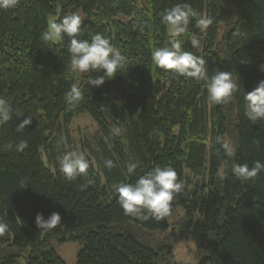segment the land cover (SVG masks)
Segmentation results:
<instances>
[{
	"label": "trees",
	"instance_id": "1",
	"mask_svg": "<svg viewBox=\"0 0 264 264\" xmlns=\"http://www.w3.org/2000/svg\"><path fill=\"white\" fill-rule=\"evenodd\" d=\"M178 3L213 20L202 33L193 18L175 38L205 58L210 76L217 69L233 73L238 89L229 102L210 105L205 81L153 64L152 51L173 42L162 15ZM72 12L83 18L80 39L100 33L129 62L99 87L88 81L103 73L88 72L75 106L65 99L78 77L67 70L70 38L50 45L40 40L49 16L59 22ZM261 65L264 0H19L0 9V97L14 110L0 125V222L9 226L0 236V264H66L54 248L57 240L80 242L78 264H179L175 245L189 231L206 251L198 264H264V171L244 181L232 173L234 163L264 162V120L253 124L244 105L246 92L264 80ZM85 112L100 135L85 145L88 175L69 181L58 157L76 149L63 133L69 137L71 123ZM29 116L32 123L18 132ZM114 126L121 134H113ZM218 136L233 147L232 156ZM22 140L28 146L18 152ZM108 159L115 167H105ZM137 161L128 173V163ZM157 165L173 167L183 181L171 213L185 211L174 226L169 216L125 215L113 188L135 183ZM39 212L45 219L59 212L61 225L38 229Z\"/></svg>",
	"mask_w": 264,
	"mask_h": 264
},
{
	"label": "clouds",
	"instance_id": "2",
	"mask_svg": "<svg viewBox=\"0 0 264 264\" xmlns=\"http://www.w3.org/2000/svg\"><path fill=\"white\" fill-rule=\"evenodd\" d=\"M18 2L19 0H0V9L15 7ZM193 18H196L195 27L202 33L213 23L210 17L199 15L188 3H178L165 10L161 23L167 26L173 37H180L187 31ZM82 19L79 12L67 14L59 22L50 19L40 40L43 44L50 45L63 40L65 36L69 37L68 51L71 58L67 70L72 74L102 72L103 74L99 77L90 78L88 81L91 85L99 87L105 83L106 79L113 78L118 72L124 71L129 66V62L127 57L100 33L92 35L90 40L80 39ZM191 44L194 48H199L200 40L192 36ZM151 58L154 65L170 70L173 75L205 81L210 105L229 102L238 89L231 71L217 69L210 76L205 58L184 50L182 42L178 39L174 40L170 46L155 48ZM261 70H264V65H261ZM82 98V91L76 84H73L65 94V99L70 106H75ZM244 105L245 115L253 124L264 120V80H260L253 90L246 92ZM13 113L11 103L6 98L0 97V125L8 123ZM31 123L32 117L29 116L17 126L16 130L23 132ZM122 131V128L118 126L112 129L114 135L121 134ZM216 139L228 156L234 154L233 147L227 141L219 136ZM27 146V142L22 140L15 144V150L22 152ZM7 147L11 149L13 145L8 144ZM58 161L61 173L69 181L88 175L90 162L83 152L67 151L58 157ZM104 163L109 169L115 167L111 159L105 160ZM138 166V161L129 162L127 172L134 173ZM261 171H264V162L259 160L255 161L251 167L247 163L232 165V173L242 181L254 178ZM20 186L27 185L21 180ZM183 186V181L178 179L177 171L173 167L157 165L145 175L140 176L135 183H119L113 185V188L118 193V203L125 215L142 218L150 216L161 221L170 216L172 201L175 195L182 191ZM35 220L37 228L43 231H50L62 223L59 212H52L47 219L42 212H39ZM8 227V224L0 222V236L7 232Z\"/></svg>",
	"mask_w": 264,
	"mask_h": 264
},
{
	"label": "rangeland",
	"instance_id": "3",
	"mask_svg": "<svg viewBox=\"0 0 264 264\" xmlns=\"http://www.w3.org/2000/svg\"><path fill=\"white\" fill-rule=\"evenodd\" d=\"M50 19L57 20V15L49 16V20ZM175 39V37L172 38L173 41ZM87 73H78L76 80L77 86L80 85L82 79ZM63 135L64 137L70 138L71 141L69 143H71V145H73L77 151L83 152L85 154L86 143L88 142L93 144L94 139L100 135L99 125L90 113L85 112L76 117L71 123L69 137L67 133H63ZM44 160L49 165L46 154L44 155ZM51 167L54 169V166ZM184 211L185 210L183 207H179L176 211L170 214L169 222L171 226H174L180 221ZM164 234H171V230H167ZM81 247L82 245L80 242L76 240H68L64 242L57 240L54 242V248L64 259L66 264H78V252L80 251ZM205 252L206 251L204 249L198 247L190 231L185 233L182 240L177 245H175V253L179 264H198ZM21 264H26L25 259L21 260Z\"/></svg>",
	"mask_w": 264,
	"mask_h": 264
}]
</instances>
